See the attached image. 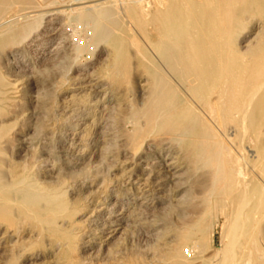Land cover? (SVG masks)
I'll use <instances>...</instances> for the list:
<instances>
[{"label": "bare ground", "instance_id": "1", "mask_svg": "<svg viewBox=\"0 0 264 264\" xmlns=\"http://www.w3.org/2000/svg\"><path fill=\"white\" fill-rule=\"evenodd\" d=\"M33 1L0 0V59L1 55L4 52L6 53L9 47L12 48L11 52L17 56L20 47L28 42L25 34L33 28L31 24L23 26L20 19L6 21L5 15L12 11L16 4H23L28 7ZM59 1H63L64 4L61 6L58 4L56 8L53 7L54 9L47 17H53L54 21H58L62 16L65 18L77 15L79 16L77 22L80 21V25L81 23L83 24L82 20H80L81 16L86 21L84 24L87 23L88 26V23H90L89 27H92L91 32L88 33L82 30L85 31L83 34L70 29L72 34L67 36L74 37L76 33L80 34L76 41L73 40L70 43V53H72V59H74L75 63L73 64L74 69L72 76L66 75L62 81L58 82L61 91L63 90L65 93L64 96L66 98L70 97L73 103L79 107L78 114L74 113L76 117L78 115L83 120H86L85 123L80 121H74L71 124L66 123L70 127L69 131L72 132V142H78L79 150H81V147L83 149L78 152L77 156H82L83 159L91 147L90 143L92 141L89 143L88 139L86 140L89 132L87 127H90L89 125L94 120L90 118L96 117L101 107L111 104L112 99L118 109L122 108V106L125 107V105L129 108L130 106L135 107L128 95L137 88L135 83L136 79L138 80L139 78L140 89H138L141 91L140 95L141 93L143 94L144 99L140 100L142 101L141 103L137 101L139 96L137 97L138 99H135L138 106H143L141 111L145 121L141 122L143 120L141 115L140 121L137 120L135 124L132 121L134 127L128 133V140H126L132 149L130 152L131 157L139 162L142 159H146L148 156L145 152H142L144 142L159 131L165 130L172 134L174 140L182 144L181 146L179 145L180 152L182 148L187 146L191 148V146H195L200 141L202 146H196L194 153L198 157L202 155L203 158L213 163V166L215 165L214 171L221 166L222 179H224L221 193L229 199V203L226 206L228 209L227 231L224 240L222 238L221 247L217 248L214 255L208 259L209 264H238V257L243 253L254 256L246 259L244 264H255L257 261L264 263V235L262 229L264 223V0ZM118 11L128 14L129 17L124 19L132 18L134 23L138 24L145 33L148 32L147 25L152 23L155 32L152 45L155 47L156 59L160 61V64L152 59L146 64L143 61H137L138 58H136L137 62L134 63L135 55H133L132 49L130 50L127 47V41L110 36L112 34L109 31L111 28H105L103 26L104 23L101 22L106 19H113V16ZM31 12L34 13L35 11ZM249 14H252V16H247ZM257 14L260 16L257 17ZM21 16L25 24H29L38 15L37 13L35 15L24 13ZM244 21L247 22V25H250L252 30L244 32L246 34L241 35V37L239 33L245 29ZM70 22L72 23V21ZM51 23L53 24V22ZM101 24L103 25L100 28ZM98 27L101 33L96 32ZM113 27L116 28L117 24L116 26L113 25ZM62 30V27L57 30H50V34L48 33L50 36L48 38L49 43L59 45L63 42L65 31L63 32ZM38 36L40 35H36L34 39L29 41H36ZM100 45L107 48V56L104 65L102 64L103 66L97 73L98 75H95L94 72L90 71L93 64L82 62V57L86 54H92L95 48ZM52 48L54 50V47ZM7 87L6 79L0 73V252L3 251V254H0V264H20V252L35 246V241H33L34 231L32 229L39 228L37 236H42L41 239H43L44 235L41 233H44L45 225H48L52 240L55 243L54 245H56L54 249L58 255L54 264H93L88 259L92 255L93 250L97 247L98 250H102L104 246L106 248L111 247L114 245L115 238L123 232L121 227H113V220L109 212L111 208H108L109 205L107 203L108 191L98 189L90 200V214L88 213L90 224L88 230H86L85 246L83 245L85 255L81 256L85 258L76 259L74 252L79 250V245L77 246L78 243L76 244V242L78 241L75 240L78 236H74L72 232L76 225H74L72 219L75 207L64 199L62 186L56 185L58 182L54 183L56 185L54 186L45 182L35 181L29 176L30 165H28V162L20 164L16 160L18 163H9L6 161L7 157L4 158V146L7 141L10 142L9 133L11 128V123H6L4 118L8 116L9 110L16 105L11 97L12 92ZM88 91L90 93L93 92L91 97ZM78 110L75 109V111ZM51 122L53 123V121ZM82 124L85 126L81 127V131L78 132ZM118 124L120 123L118 122ZM51 125L50 129L53 126ZM218 130L227 131V135H224L227 138L233 133V136L238 141V150L232 152L224 144L222 136L217 132ZM69 131L67 129L64 130L65 134L62 137L65 140L69 137ZM119 131L121 132V130ZM157 142L161 143L162 140ZM246 142L249 143V146ZM211 144L213 147H210ZM180 152L175 153L172 159H166L165 162L167 167L173 170V178L177 179L181 177L182 166L193 158L188 152L185 156L181 155ZM152 153L154 152L148 151V154ZM5 155L7 156V154ZM38 155L40 156V154ZM37 158L39 159L38 156ZM8 159L11 160L10 158ZM241 159L246 161L247 166L252 164L255 169L243 168L240 163ZM12 161L15 162L14 160ZM41 163L44 166L45 160H41ZM36 165L35 167H37ZM35 167L32 165L31 168L35 169ZM51 167L55 166L52 165ZM41 168L44 167L41 166ZM35 176L33 178H36ZM163 177L160 175V171L154 177L157 188L165 186ZM133 181L134 188L130 186L128 191L137 190L144 197L147 196L145 195L146 190L139 187L140 185L143 186L141 178L133 179ZM60 184L62 183L60 182ZM130 184L132 185V183ZM137 184L139 185L138 187L135 186ZM142 195H137L136 199L138 200ZM191 195L193 196L194 194ZM140 204H143V201ZM203 209L204 211L202 212H205V208ZM153 228L152 230H154L156 236L164 233L156 224ZM257 232L258 235H256ZM82 233L84 234V232ZM190 236L189 232L177 231L172 238L164 242L161 264H187L188 259H190L188 257L191 254H186L183 243L179 242V238L189 240ZM247 243H250L249 248L246 247ZM40 245L37 243V246ZM43 245L46 247V244ZM193 248L194 252L195 247ZM155 257V253L148 256L150 260ZM83 261L84 263H82ZM205 262L203 259L202 264H205ZM109 264L117 263L112 262Z\"/></svg>", "mask_w": 264, "mask_h": 264}, {"label": "rangeland", "instance_id": "2", "mask_svg": "<svg viewBox=\"0 0 264 264\" xmlns=\"http://www.w3.org/2000/svg\"><path fill=\"white\" fill-rule=\"evenodd\" d=\"M58 4L61 6L64 4V2H60L59 0H34L33 3L30 4L31 6L28 5V7L27 5L16 4L14 9L9 12L10 14L7 13L5 15L6 21L20 19L23 26H27L30 24L33 25L32 30L34 32L31 30L27 32L28 34H25L28 42L27 44L25 43L20 47L17 56H15L11 52L12 48L9 47V49L7 48V52H4L5 54L3 53L1 55L0 59V73L6 79V83L8 85L7 88L12 92L11 97L16 104L9 110L8 116L5 117L6 119L4 118L6 123H11L9 133L10 142L7 141L4 146V158L7 157L6 161L9 163L19 162L20 164H26L28 162V165H30L28 170L29 176L35 181L45 182L50 185H54V183L58 182L56 183V185L62 186L64 199L73 207H75L73 210L72 219L74 225H76L73 229L74 231L72 232L74 236H78L75 240L78 241L76 242V244L78 243L77 246L79 245V252H74L76 259L85 258L81 256L85 255L84 239L87 234L86 230H88V226L90 224V221L88 220V216L90 214V200L98 189H103L102 191H108L107 203L109 206H107L108 208H111L109 209V212L111 219L113 220V227H121V230H123V232L121 231L122 234L115 238V241L113 243L114 245L108 247L109 249L104 246L102 247V250H98V247L95 249L96 251L93 250V253H91L92 255L90 256L91 258L87 257L93 264H109L112 262L117 264H161L164 242L172 238L173 234H175L177 231H185L191 234L189 240L179 238V242L183 243L186 254H191L188 257L190 259H188L187 264H202L203 259L204 261H206L205 264H209L208 259L214 255L217 248L221 247L228 225V209L226 208V206L229 203V199L221 193V189L224 185V179H222V170L220 169L221 166L218 167L216 171H214L215 165L213 166V163L209 162L206 158H203L202 155L199 157L195 155V147L202 146L200 141H198L195 146H191V148L188 146L186 148H182L180 152L179 145L181 146L182 144L177 140H174L172 134H169L165 130L159 131L156 135H153L145 140L144 146L147 149L143 146L144 149L142 152L146 153L148 159H142L141 162H139L131 157L132 155L130 154V152L132 149L131 147H129V142L126 140H128V133L133 130V125L135 124V122H137V120H141V108H143V106H138L137 101L139 102L140 100L144 99L143 94L141 93L140 95L141 91L139 90V78L138 80L136 79L135 83L137 87L135 91L137 90L136 92L138 94L134 91L131 94L129 93L128 95L130 101L132 100V104H134V106L137 108L135 109V107L133 108V106H130L129 108L125 105V107L122 106V108H119V111L113 99V103L111 102V104L105 107H101L102 109H99L97 116L90 118L91 120L94 119L91 124L92 126L89 125L90 127H87L89 134L87 133L86 140L88 139L87 141H89V143L92 141L90 143V146L92 148H89L88 153L86 154V156H84L83 159L82 156H77L78 152L83 149L81 147V150H79L78 142H72V132L69 131L70 127H68L66 123L71 124L74 121L85 123L86 120H83L82 117L80 118V116L78 115L76 117V114L74 113L76 112L78 114L79 107L73 103L70 97L66 98L64 96L65 93L63 92V90L61 91L58 82L62 81L66 77V75L72 76L73 73V64L75 63L74 59H72V53H70V43L73 40L76 41L77 37H79L78 35L85 33V31L86 33L91 32L92 27H89L91 25L90 23H88V26L87 23L84 24L86 21L80 16V20H82L81 22H83V24L81 23V25L83 26H81L80 21L77 22V19L79 18V16L77 15H72L65 18L64 16H62V18L58 21H54L53 17H47L54 8L58 7ZM31 11L35 12L33 13ZM41 11H44V13H42ZM24 13L28 15H35L37 13L38 16L36 19L30 21L29 24H25V22L22 20L23 17L21 16ZM252 14H249L247 16H252ZM115 15L113 16V19H111L112 22L110 19H106L105 21L103 20L101 23H104V25L101 24L100 28L102 27V25L107 29L111 28L109 30L112 33L110 34L111 37H117L127 41V47L130 50L132 49V53H134L133 55H135V61H133L134 63L137 61H143L147 64L152 59L156 63L160 64V61L156 59V52L154 50L155 47H153L152 45V41L155 38V32L152 23H149L147 25L148 32L145 33L140 29L138 24L134 23V20L132 18H129L132 20L124 19L125 17H129L128 14L118 11V13H116ZM256 16L259 17L260 15L257 14ZM119 17L120 19H118ZM69 20L72 21V23ZM125 20L127 22L126 24ZM108 21H110L111 23ZM113 21L117 22L113 24ZM51 22H53V24ZM128 22L131 23L129 24ZM61 23L63 24V26ZM75 23L79 24L76 25ZM243 23L246 29L249 24L247 25L246 21H244ZM116 24L117 27L112 28V26H116ZM60 27L63 28V32L65 31L63 34V42H61L59 45L49 43L48 38L50 37V30H57L60 29ZM128 27H130L131 30H129L130 28ZM70 29L81 33H76V36L74 37L67 36L68 34H72ZM245 29L239 33V36L246 34L244 32H250L252 30L250 28V25L247 30ZM96 32L101 33L99 27ZM35 33L36 35L39 34L40 36H38L37 40L34 42L29 41L34 39V37L36 36L34 35ZM66 43L68 44V46ZM56 46L58 47L56 48ZM52 47H54V50ZM98 47V49L95 48L92 54H86L82 57V62L93 64L90 71L94 72L95 75L104 65L107 56V48L103 45H100ZM136 58H138L137 61ZM89 91L88 93L91 97L93 92L90 93ZM135 98L138 100L136 101ZM141 102L142 101H140L139 103ZM75 109L78 111H75ZM11 110H14L13 113ZM131 117L133 120L130 119ZM144 119L145 118H143L141 122H144ZM51 121H53V123ZM132 121L134 122V124ZM118 122L120 124L122 123L121 126H119L120 124H118ZM49 124L53 125H51V129ZM84 126L85 125L82 124V126H80V128L78 129V132H80ZM124 127L125 129H123ZM65 128L69 131V137L68 139L66 138V140L62 137V135L65 134ZM119 130H121L122 133ZM217 132L222 136L224 144L228 146L232 150V152H234V150H238V141L233 136L232 132H230L232 133V135L228 138L224 136L227 135V131L218 130ZM161 140V143L157 142ZM93 142L97 143L94 144ZM171 144L173 147L171 146ZM212 144L210 145V147H213ZM246 144L248 145L249 143L246 142ZM175 150L177 151L175 152ZM148 151L154 153L148 154ZM178 152H180L183 156H185V154L188 152L193 157L192 160L187 161L186 164L182 166V171L180 173L182 179L181 177L179 179L173 178V170L169 169L165 164L166 159H172V157L175 156V153ZM5 154H7V156ZM38 154H40V156ZM37 156L39 157V159L37 158ZM8 158H10L11 160H9ZM40 158L41 160H45L44 166L42 165ZM74 159L77 161H75ZM12 160H14L15 162H13ZM32 162L35 163L33 164ZM240 163L245 169H255L252 164H249L247 166L244 159H241ZM35 164H37V167H35ZM32 165L33 167H35V169L31 168ZM52 165H54L55 167H51ZM41 166L44 168H41ZM159 171L160 175L164 176L163 178L165 180V186L163 188H157L155 185L156 179L154 177L157 176ZM33 175H36V178H33ZM137 178H141V184H143V186H139L138 184L135 186H139L141 189L146 190L145 195L147 196L145 197L141 194V192L138 193L137 190H133V192L128 191V189H130V186L134 188L133 179L135 180ZM60 182L62 184H60ZM130 183H132V185ZM136 194L138 196L142 195V197L137 200ZM191 194L194 195L192 196ZM141 200L143 201V204H140V202H142ZM203 208H205V212H202L204 211ZM198 216L200 217L199 219ZM155 224L159 226L160 230L164 231V233L159 235L160 237L156 236L154 230H152L154 229L153 227ZM168 226L170 227L167 228ZM45 227L46 229L44 230V233H41L42 235H44L43 239L45 240L41 239L42 236H37L39 228L32 229V231H34V240H32L35 241V246H33L35 249L32 247L30 249L21 251L19 258L20 264H43V262L44 264L55 263V259H57L56 256L58 255L55 253L56 250L54 249L56 245H54L55 243L52 240L53 238L51 236L50 230L48 229V225H45ZM262 229L264 235V223L262 225ZM82 232H84V234ZM256 235H258V232L256 233ZM39 242L40 244L42 242L43 244H46V247L43 244H41V246ZM37 243L40 246H37ZM249 246L250 243H247L246 247L249 248ZM193 247H195L196 252H193ZM80 252H83L84 254H81ZM153 253L156 254V257L150 260L148 256L153 255ZM0 254H3V251H1ZM253 257L254 256L252 254L250 255L247 253H243L239 255V259L237 260V262L238 264H244V261L246 259H250ZM84 261L82 263H84ZM257 262H255V264H264L263 262Z\"/></svg>", "mask_w": 264, "mask_h": 264}]
</instances>
